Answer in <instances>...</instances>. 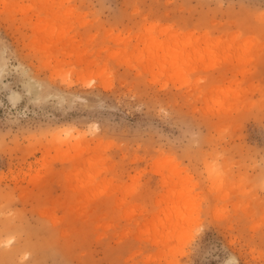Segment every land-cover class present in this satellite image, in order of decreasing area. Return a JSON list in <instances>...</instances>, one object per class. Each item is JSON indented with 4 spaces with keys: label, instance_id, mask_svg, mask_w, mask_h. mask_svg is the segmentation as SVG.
I'll return each mask as SVG.
<instances>
[{
    "label": "rangeland",
    "instance_id": "1",
    "mask_svg": "<svg viewBox=\"0 0 264 264\" xmlns=\"http://www.w3.org/2000/svg\"><path fill=\"white\" fill-rule=\"evenodd\" d=\"M0 264H264V0H0Z\"/></svg>",
    "mask_w": 264,
    "mask_h": 264
},
{
    "label": "bare ground",
    "instance_id": "2",
    "mask_svg": "<svg viewBox=\"0 0 264 264\" xmlns=\"http://www.w3.org/2000/svg\"><path fill=\"white\" fill-rule=\"evenodd\" d=\"M12 98H13L14 100H17V99L19 98V95H18L16 92H13V93H12Z\"/></svg>",
    "mask_w": 264,
    "mask_h": 264
}]
</instances>
